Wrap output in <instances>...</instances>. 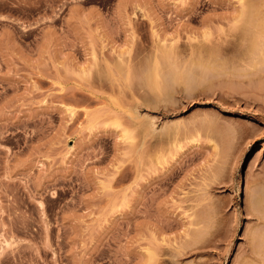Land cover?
<instances>
[{
	"label": "rangeland",
	"instance_id": "rangeland-1",
	"mask_svg": "<svg viewBox=\"0 0 264 264\" xmlns=\"http://www.w3.org/2000/svg\"><path fill=\"white\" fill-rule=\"evenodd\" d=\"M240 2L0 0V264H264V54L205 72Z\"/></svg>",
	"mask_w": 264,
	"mask_h": 264
},
{
	"label": "bare ground",
	"instance_id": "bare-ground-1",
	"mask_svg": "<svg viewBox=\"0 0 264 264\" xmlns=\"http://www.w3.org/2000/svg\"><path fill=\"white\" fill-rule=\"evenodd\" d=\"M247 1H249V0H247ZM251 1V0H250ZM246 2V1H245ZM241 4H243L242 2H240ZM247 3V2H246ZM245 4V3H244ZM243 4V5H244ZM242 5V9L241 10H239V12H237L236 13V15H234L232 18H230L231 16H226V18L224 17L225 15H226V13H225V15L224 16H222V18L224 19V20H227V21H225L226 23V26H220V27H216V28H218V30L216 29V32L214 31V27H215V25L213 26V23H211L213 20H214V18L212 19V21L209 19V23H207V28H206V30H205V40H207L206 42V44H207V49H205V51H206V53H208V55L206 56V57H208V59L209 60H207V62L208 63H205V65L206 64H208V68H209V70H206L205 72H207V71H210L211 69V67L213 66V64L215 63L216 64V61H218V60H220L219 58H221L222 57V54L223 55H225V53H229V50L231 51V49H233L234 50V46L236 45V47H235V49L238 47V44H239V46H240V43L239 42H242L243 41V39H245V36L248 34L249 36H251V37H249L248 39H249V41L251 42V44H252V46H251V44L249 45V42H247V40L245 41L246 43H248V47H249V51H250V49H251V51L250 52H252V48L253 49H255L254 50V52L256 51V48H257V53H258V55H257V53L255 54V56H260L259 55V52L261 53V54H264V24L262 23V21L260 20V18L261 17H258L257 15H256V13H255V11L253 10V8L255 7V5L254 4H252L253 5V8H252V6L250 5V4H248L249 5V7H248V5L247 4H245L244 6ZM246 6V7H245ZM251 6V7H250ZM244 9V10H243ZM255 10H256V12H257V8L255 7L254 8ZM258 14H259V16H260V13L258 12ZM262 16V15H261ZM264 17V16H263ZM263 17H262V19H263ZM259 18V19H258ZM211 21V22H210ZM263 22H264V19H263ZM212 24V25H211ZM213 26V27H212ZM251 39V40H250ZM244 44V42H242V45ZM250 46L252 47V48H250ZM259 46V47H258ZM258 48H259V52H258ZM219 49V50H218ZM215 50H217V51H215ZM232 50V51H233ZM216 52V54H214L215 52ZM218 51H223V52H225V53H221V52H219V56L217 55L218 54ZM228 51V52H227ZM221 53V54H220ZM253 53V52H252ZM250 55H251V53H250ZM221 56V57H220ZM253 56V55H252ZM263 56V55H262ZM250 58H249V60L251 59V56H249ZM223 58V57H222ZM260 58V57H259ZM258 57H255V58H253L252 57V60L253 59H258L259 61H260V59H259ZM264 58V57H263ZM252 60H251V62L250 61H246V62H250L251 64H253V62H252ZM264 60V59H263ZM222 61V60H221ZM221 61H219V62H221ZM257 61V60H256ZM259 61L256 63L257 64V66H258V63H259ZM218 62V63H219ZM217 63V64H218ZM222 63H223V61H222ZM215 65V67H213L212 69H214V70H216V66L218 67L219 65H221V63L220 64H218V65ZM244 64V63H243ZM247 64H249V63H246L245 65H247ZM261 64V63H260ZM263 64V63H262ZM250 65V64H249ZM254 65V68H255V63L253 64ZM253 65H252V68H253ZM260 66V65H259ZM203 67H204V65H203ZM241 67H243L242 65H241ZM245 67H247V66H245ZM248 67H251V66H248ZM264 66L262 65L261 66V70H262V68H263ZM205 68V67H204ZM219 68V67H218ZM244 68V67H243ZM207 69V68H206ZM220 69H222V68H220ZM264 69V68H263ZM258 71H260L259 69H257ZM217 71V70H216ZM253 71V70H252ZM264 71V70H263ZM211 72H213L212 70H211ZM210 72V73H211ZM232 72V71H231ZM243 72H245V70H242V71H240V73L242 74V76H243ZM248 72V71H247ZM251 72V71H250ZM249 72V73H250ZM261 72V76H262V71H260ZM214 74H215V71L213 72ZM219 73H220V70H219ZM219 73L217 74V72H216V74L220 77V75H219ZM236 73H239L238 72V70H237V72ZM234 74L233 72H232V74H229V76H227L228 75V73L225 75V77L226 78H228L227 80H231V81H234V80H237V79H233V77L234 78H236L237 76L236 75H238V74ZM239 73V74H240ZM254 73V72H253ZM257 73H259V72H257ZM188 74H190V73H188ZM206 74V73H205ZM204 74V75H205ZM213 74V75H214ZM221 76H222V78L224 77L223 76V73L221 72ZM245 74H247V73H245ZM208 75L209 76H213L212 74H209V72H208ZM207 75V76H208ZM250 75V74H249ZM254 76H255V74H253ZM257 75V74H256ZM188 76L189 75H187V80H188ZM192 76V75H191ZM190 76V77H191ZM206 76V77H207ZM218 76H217V78H218ZM251 76H252V74H251ZM190 77H189V80H190ZM205 77V76H204ZM245 76H243V78H244ZM247 77H250V76H247ZM208 79H210L209 77H207ZM211 78H213V77H211ZM216 78V79H217ZM221 78V77H220ZM219 78V79H220ZM238 78V80H240L239 78H241V79H243L240 75L237 77ZM251 78V77H250ZM204 79V78H203ZM214 79V78H213ZM218 79V80H219ZM233 79V80H232ZM245 79H247V78H245ZM188 80V81H189ZM217 80V82H219ZM224 80H225V78H224ZM244 80V79H243ZM205 81H206V79H205ZM212 81V80H211ZM221 82H222V80H220ZM242 81V80H241ZM213 82V81H212ZM215 82V81H214ZM216 82V83H217ZM208 83H210V80H209V82ZM212 84V83H211ZM220 84V83H219ZM149 128L151 127V126H148ZM199 237V236H198ZM198 239V238H197ZM184 250V249H183ZM148 251H150V250H148ZM190 251V250H189ZM188 251V252H189ZM179 252V251H178ZM148 253V252H147ZM152 253V252H151ZM184 253V252H183ZM182 253V254H183ZM185 253H187V252H185ZM147 255H149V253L147 254ZM154 254L152 253V254H150L149 255V262H151V260L153 259H155L154 258V256H153ZM179 255V254H178ZM176 256V255H175ZM182 256V255H181ZM179 257V256H178ZM178 261V260H177ZM176 261V262H177ZM150 264H152V263H150Z\"/></svg>",
	"mask_w": 264,
	"mask_h": 264
}]
</instances>
